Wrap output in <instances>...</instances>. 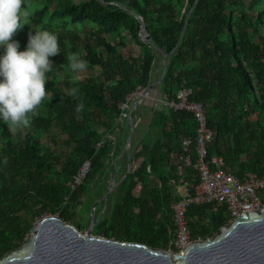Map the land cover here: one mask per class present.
Masks as SVG:
<instances>
[{
    "label": "trees",
    "instance_id": "obj_1",
    "mask_svg": "<svg viewBox=\"0 0 264 264\" xmlns=\"http://www.w3.org/2000/svg\"><path fill=\"white\" fill-rule=\"evenodd\" d=\"M24 8L29 15L12 37L20 48L29 32L48 29L58 34L62 50L50 57L56 64L45 83L48 95L31 127L12 133L0 122V258L19 247L44 215L82 229L93 213L94 235L170 247V204L182 188L181 142L196 136L192 114L152 99L142 114L148 120L134 128L124 123L114 145L104 138L117 127L125 96L163 72L158 98L174 97L184 82L194 89L191 99L204 105L216 133L208 157L221 156L223 169L239 178L264 174V0H24ZM142 21L151 43L140 40ZM131 42L136 55L125 52ZM73 53L87 60L83 78L68 67ZM74 86L80 95L69 94ZM81 99L85 108L77 111ZM194 148L193 141V163ZM86 159L87 176L72 189ZM129 162L136 165L124 177ZM113 174L115 186L105 202ZM182 177L193 194L200 192L195 168L184 167ZM82 203L84 222L77 220ZM186 218L192 239L211 237L230 221L226 205L212 203L190 205Z\"/></svg>",
    "mask_w": 264,
    "mask_h": 264
},
{
    "label": "water",
    "instance_id": "obj_2",
    "mask_svg": "<svg viewBox=\"0 0 264 264\" xmlns=\"http://www.w3.org/2000/svg\"><path fill=\"white\" fill-rule=\"evenodd\" d=\"M140 28V40L151 43L143 21ZM162 62L165 65L166 55ZM156 76L154 72L153 78ZM163 76L164 72L146 88L147 91H151L156 82L161 83ZM130 140L131 135L126 145ZM131 167L132 162H129L124 177ZM115 178L113 174L109 180L105 202L115 186ZM93 225V213L87 229L69 224L57 215H44L19 247L0 258V264H264V206L243 212L213 236L192 241L183 252L107 238L102 233L94 235Z\"/></svg>",
    "mask_w": 264,
    "mask_h": 264
},
{
    "label": "built area",
    "instance_id": "obj_3",
    "mask_svg": "<svg viewBox=\"0 0 264 264\" xmlns=\"http://www.w3.org/2000/svg\"><path fill=\"white\" fill-rule=\"evenodd\" d=\"M194 92L193 87L184 85V82L177 89L174 97L170 98L166 94L153 98L158 100L165 108L173 111L183 110L192 114L196 122V136L194 140L190 136L182 139L181 146L183 154L179 157L180 163L177 170L182 183L183 192L180 197L170 204L173 213V232L170 241V249L174 252L183 250L195 240L192 239L187 225L186 211L192 204L212 203L225 204L230 220L239 217L243 212L256 211L264 206V174L256 175L248 172L239 178L232 172L223 169V158L219 155L208 157V148L215 138V131L208 127L207 116L204 105L191 99ZM150 98V91L146 87L137 86L132 92L125 96L124 101L119 104V116L117 127L113 133H105L113 145L116 143L115 132L124 124H133V128L140 123V119H132L130 115L140 103ZM102 138L97 146L103 143ZM193 141L195 142V157L193 163L192 154L189 151ZM127 149V145L125 146ZM193 167L197 171V179L200 192L193 194L192 185L182 177L184 167ZM90 168V160L86 159L78 168L70 183L71 188L77 187L87 176ZM28 235L25 237V239Z\"/></svg>",
    "mask_w": 264,
    "mask_h": 264
},
{
    "label": "clouds",
    "instance_id": "obj_4",
    "mask_svg": "<svg viewBox=\"0 0 264 264\" xmlns=\"http://www.w3.org/2000/svg\"><path fill=\"white\" fill-rule=\"evenodd\" d=\"M28 15L24 0H0V122L12 133L31 127L32 117L48 95L45 83L56 64L50 57L62 50L58 34L48 29L29 32L26 47L20 48V41L12 37ZM67 60L73 76L79 79V73L88 67L87 60L78 53ZM69 94L80 95V88L72 87ZM84 108L81 99L76 110Z\"/></svg>",
    "mask_w": 264,
    "mask_h": 264
},
{
    "label": "rangeland",
    "instance_id": "obj_5",
    "mask_svg": "<svg viewBox=\"0 0 264 264\" xmlns=\"http://www.w3.org/2000/svg\"><path fill=\"white\" fill-rule=\"evenodd\" d=\"M32 9V6L30 7V10ZM249 13L251 14V15H254L255 13L251 10V11H249ZM263 33H264V31H263ZM3 51V48H1L0 49V52H2ZM125 52L126 53H128V52H131L132 54H134V55H136L137 53H138V47L135 45V44H133L132 42L131 43H129L128 44V46H127V48H125ZM88 74V71L87 70H84V71H82V72H80L79 73V78H83L84 76H86ZM153 89H155V90H157V83H155L154 85H153V87H152V89H151V91H150V98H149V100H152L153 98H155L156 96H157V94H156V92L154 91V93H153V96H151V92L153 91ZM41 141L43 142V143H45V144H48V139H47V136L45 135V134H43V135H41ZM136 164L134 163L133 164V167L135 166ZM133 167L130 169V170H132L133 169ZM127 168H128V165H127ZM115 175H117V174H115ZM111 179V177L109 178V180ZM183 192V189L181 190V193ZM83 204V207L82 208H80L79 210H80V212L78 213L79 215L77 216V220L78 221H80V220H82V222H84L85 221V219H86V215H85V213H84V211H83V209H84V207H85V204L84 203H82ZM95 216V215H94ZM90 217H91V215H90ZM36 223V222H35ZM33 229V228H32ZM85 229H87V228H85Z\"/></svg>",
    "mask_w": 264,
    "mask_h": 264
},
{
    "label": "crops",
    "instance_id": "obj_6",
    "mask_svg": "<svg viewBox=\"0 0 264 264\" xmlns=\"http://www.w3.org/2000/svg\"><path fill=\"white\" fill-rule=\"evenodd\" d=\"M158 70H159V68H157V69L155 70V72L157 73ZM154 91L156 92V90L153 89V91L151 92V96H153ZM150 105H151V103H150L149 98L144 99V100L140 103V106H139V108H138V113L136 112L135 115H134L135 119L139 118V119H140V122H141V121H146V120H148V119H149L148 115L143 116L142 114H143V112H145V111L147 110V107L150 106ZM150 113H151V111H150ZM135 119H134V120H135ZM119 133H120L119 130L115 132V134H116V139H117V140H118V135H119ZM125 145H126V144H125ZM123 148H125V146H124ZM125 150H126V149H125ZM132 167H133V163H132ZM132 167H131V168H132ZM134 167H135V166H134ZM134 167H133V168H134ZM131 168H130V169H131ZM181 190H182V188H181ZM181 190H180V191H181Z\"/></svg>",
    "mask_w": 264,
    "mask_h": 264
}]
</instances>
